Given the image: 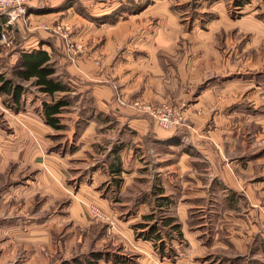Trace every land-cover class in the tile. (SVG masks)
I'll list each match as a JSON object with an SVG mask.
<instances>
[{"label": "rangeland", "instance_id": "rangeland-1", "mask_svg": "<svg viewBox=\"0 0 264 264\" xmlns=\"http://www.w3.org/2000/svg\"><path fill=\"white\" fill-rule=\"evenodd\" d=\"M193 11H189L190 18L194 16ZM43 24L42 21L35 26L44 28ZM35 26H31L26 15L20 27L26 34ZM17 31L19 29L13 32L14 40ZM213 39L214 45L191 47L187 44L173 54L159 52L158 58L174 62L175 67L165 69L169 72L173 69L178 77L169 72L167 74V71L165 75H156L155 80L161 84L163 94H154L152 98L136 97L134 93L138 89L135 84L131 86L123 79L119 81L118 72L125 68H112V73L106 76L104 62L97 59L92 51L96 45L88 48V44L75 41L70 23L60 20V58H65L67 62H76L82 56L94 58L91 61L97 67L98 77L111 87V99L118 107L133 110L135 115L145 118L153 129L174 132L173 137L182 143L174 156L188 153L193 158L208 157L202 167L206 164L209 167L203 175V182L208 184V195H156L154 191L143 194L144 188L151 189L149 185L143 186L132 179L111 195L112 201L124 204L115 211V218L120 223L116 226L97 204L77 201L74 186L82 182L85 171L70 169L71 161L68 164L64 161L70 170L56 162L60 166V178L55 174L56 177H52V173L45 169L44 165L51 163L45 161L47 156L44 154L55 153L60 157V146L68 139L66 134L52 129L50 132L54 134L49 136L52 139L49 145L38 148L33 139L36 144V148H32L33 153L36 149L42 153L34 156L33 160H22L21 152L15 161L7 160L8 150L0 147V224H11L15 228L10 235L3 231L0 233V256L11 257V260L0 261V264H61L67 261L71 264H105V257L127 263L138 258L144 263L149 259L147 253L151 249L147 241L161 252L159 240L162 239V250L166 254L170 251L188 253L191 247L187 242L188 229L196 224L202 229L201 223H206L201 234L208 236L205 240L209 246L203 256L212 260L216 256H225L222 257L224 264H264L252 258L246 259L247 256H264V38L247 44L248 30L227 27L220 29ZM1 46L0 78H10L13 75L8 53L10 47ZM183 58L187 64L191 63L190 67L180 64ZM126 70L131 72V79L142 72L136 66L126 67ZM185 70L191 77L184 75ZM218 82L221 85H217ZM25 87L34 95L41 94L27 83ZM205 88L210 91L207 95L209 107L200 108L195 105V99L199 100L196 93ZM69 90L73 88L69 86ZM66 94L69 105L62 112L69 126L72 113L87 103L88 98L78 100L70 93ZM234 102H238L235 107ZM11 103L8 94H0V124L5 132L12 130L6 112L9 108L16 111ZM165 109H170L178 119L177 124L170 128H162L155 121L156 115ZM115 124L120 123L115 121ZM110 140L104 135L100 137L96 149L101 153L93 156L95 159L91 156L90 163L98 164L106 160L112 149ZM88 169H92L91 166ZM119 175L120 172H116L113 176L119 179ZM112 177L104 175L106 180L99 184L100 187L107 186L112 190ZM216 181L222 183L224 191L216 187ZM190 197L194 202L189 209H181L180 200ZM72 200L79 202L80 206L74 208L70 205ZM140 201L151 202L155 209L144 214L141 210L134 211ZM88 203L94 204L102 215L94 216ZM149 213L152 214L151 219L143 217ZM164 221H169V225L164 229L160 227V239L152 241L141 236L148 231L150 224L159 227ZM171 224L179 226L180 234L171 230ZM248 235L251 242L243 246L240 240L248 239ZM214 236L219 242L211 246Z\"/></svg>", "mask_w": 264, "mask_h": 264}, {"label": "crops", "instance_id": "crops-1", "mask_svg": "<svg viewBox=\"0 0 264 264\" xmlns=\"http://www.w3.org/2000/svg\"><path fill=\"white\" fill-rule=\"evenodd\" d=\"M193 5L195 6L192 8ZM189 11L194 12L191 18ZM27 13L31 26H38L37 24L42 21L46 25L58 24L60 20L70 23L75 41L88 44V48L96 45L92 51L98 56L97 59L104 62L106 76L112 73V68H125L117 71L119 81L123 79L131 86L135 84L138 89L134 93L136 97L152 98L154 94H161V84L156 82L155 76L162 73L165 75L167 71L165 68L169 66L175 67L173 61L158 58L159 52L173 54L180 48H185L187 44L191 47L208 46L209 43L214 45L213 35L227 27L240 31L248 30L247 44L256 43L264 38V0H31ZM130 23L132 25H128ZM4 24L5 18L0 16V26ZM36 26L26 34L23 33V28L15 32L16 38L8 49L10 66L15 64L22 52L45 50L50 57L49 62L54 69V75L59 76L62 82L71 86L73 90L57 91L47 95L32 85L33 79L23 82L16 80L24 87L26 83L29 84L41 94L34 95L25 87L22 107L16 111L9 108L6 112L9 117L7 122L12 130L7 133L0 124V147L8 150L7 160L15 161L19 152L22 160L27 161L29 158L33 160L34 156L42 153L37 152L38 149L33 153L32 148H36V144L38 148L49 145L52 141L49 136L54 134L50 132L52 129L66 134L65 137L68 139L60 146V157L55 153L44 154L47 156L45 161L51 163L44 165L45 169L49 174L52 173V177L60 178L62 174L56 162L68 170L67 164L71 161L70 169L85 171L82 182L79 181L74 186L77 201L84 200L97 204L107 212L116 226L120 223L115 218V211L120 210L124 204L112 201L111 195L121 190L132 179H136L143 186L149 185L151 189L144 188L143 194L154 191L156 195L163 193V195L178 193L181 196L208 195V184L203 182V175H206L209 167L206 164L202 168L208 159L207 156L193 158L188 153H182L179 157L174 156L175 151L182 145L178 138L173 137L174 132L153 129L145 118L135 115L133 110L118 107L111 99V87L98 77L97 67L93 64L94 58L82 56L76 62H67L65 58H60V36ZM181 63L186 67L191 66L184 58ZM130 66L142 70L134 79H131V72L126 70V67ZM169 73L178 77L173 69ZM185 74H188L186 70ZM179 78L182 79V74ZM217 85L221 83L218 82ZM66 93H70L78 100L83 98L88 100L77 112L72 113L70 120L72 123L69 126L62 112L67 105L62 106L60 113L57 114L62 127L56 129L46 123L42 102L51 103L67 95ZM209 93V88L198 91L196 96L199 100L195 99L197 101H194L195 105L208 108ZM237 103L234 102L233 107ZM115 121L120 124H115ZM103 135L111 139L112 149L106 155L105 161L98 164L90 163L91 159L96 158L93 156H99L101 153L96 149V142ZM113 136L116 138H112ZM33 139L36 141L35 145ZM117 139L120 142H117ZM125 150L126 155H123ZM91 156L93 158L90 159ZM89 166L92 169L89 170ZM116 172H120L121 182L113 176ZM104 175L107 177L109 175V178L113 176L112 190L107 189V186L100 187L99 184L106 180L103 179ZM214 184L222 191L225 190L221 182L216 181ZM190 189L191 191H188ZM184 199L180 200L182 204L180 208L189 209L194 201L191 197ZM77 201L72 200L70 205L78 208L80 205ZM154 209L155 206L151 202L140 201L134 211L141 210L144 214ZM203 225L206 226V223H201L202 229H199L200 225L197 224L188 229L187 242L191 246L188 253L186 251L185 254L182 252L166 254L156 251L152 242L147 241L151 244V249L147 253L149 259L146 262L141 263L137 258L135 262L127 263L121 259L120 261L105 257V264H155L157 259V264H224L222 257L225 256H216L213 260L209 259V256H203L209 247L205 240L208 236L201 234ZM0 226V233L3 231L10 235L15 232L11 224ZM212 241L211 246L219 242L215 240V236ZM240 241L244 246V243L251 242V237L248 235V239L242 238ZM175 245H178L177 241ZM251 258L255 262L256 260L264 262V256H247L246 259ZM9 260L10 256H0V261Z\"/></svg>", "mask_w": 264, "mask_h": 264}, {"label": "trees", "instance_id": "trees-1", "mask_svg": "<svg viewBox=\"0 0 264 264\" xmlns=\"http://www.w3.org/2000/svg\"><path fill=\"white\" fill-rule=\"evenodd\" d=\"M1 30V26H0ZM49 55L45 50L34 49L30 52H22L14 65L11 66L13 75L10 78H0V94H8L11 100V105L15 110L19 109V105L22 104V95L25 92V87L22 83L23 81L31 80L32 85L36 86L39 91L44 92L47 95H52L57 91H67L69 86L62 82L59 76L54 75V69L52 64L49 62ZM16 80L20 82H16ZM69 100L66 96L60 97V99L55 100L51 103L46 101L42 102L43 116L49 125L59 129L62 127L59 123L58 113L62 106L67 105ZM78 134L76 131L75 135ZM146 219H151L152 214H145L143 216ZM169 225V221H164L162 226H157L155 224H150L148 231L142 234L144 238H148L152 241L160 239L161 229ZM171 230L174 229L178 234H180L179 226L176 224H171ZM143 227V225L141 226ZM162 227V228H160ZM166 229V228H165ZM173 231V230H172ZM170 231L169 234L172 232ZM159 248L163 252L164 242L162 239L159 240ZM173 254V252H169ZM72 262H65L61 264H71ZM93 262H90L92 264Z\"/></svg>", "mask_w": 264, "mask_h": 264}, {"label": "built area", "instance_id": "built-area-1", "mask_svg": "<svg viewBox=\"0 0 264 264\" xmlns=\"http://www.w3.org/2000/svg\"><path fill=\"white\" fill-rule=\"evenodd\" d=\"M31 0H0V16L5 18V24L0 30V45L9 47L14 42V30L23 26V21L27 13V7ZM44 29L51 31L60 36V23L48 26L42 25ZM156 123L162 128H170L177 124L178 119L174 117L170 109H165L161 114L156 115ZM90 209L94 212V216L100 217L102 212L92 204Z\"/></svg>", "mask_w": 264, "mask_h": 264}]
</instances>
